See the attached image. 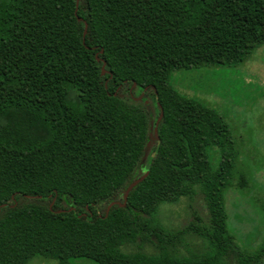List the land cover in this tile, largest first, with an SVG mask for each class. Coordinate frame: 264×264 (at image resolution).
Listing matches in <instances>:
<instances>
[{
    "label": "trees",
    "instance_id": "obj_1",
    "mask_svg": "<svg viewBox=\"0 0 264 264\" xmlns=\"http://www.w3.org/2000/svg\"><path fill=\"white\" fill-rule=\"evenodd\" d=\"M263 46L264 0H0V264H264L229 228L243 144L183 92L210 86L173 85ZM198 197L206 219L165 227Z\"/></svg>",
    "mask_w": 264,
    "mask_h": 264
},
{
    "label": "rangeland",
    "instance_id": "obj_2",
    "mask_svg": "<svg viewBox=\"0 0 264 264\" xmlns=\"http://www.w3.org/2000/svg\"><path fill=\"white\" fill-rule=\"evenodd\" d=\"M173 85L179 91L186 87L199 90L210 86L211 95H201L191 89L183 92L217 106L221 114L227 115L235 137L244 146L242 164L249 172L250 186L244 190L230 189L226 194V209L230 213L229 228L236 244L242 251L254 252L264 238V98L258 100L264 96V46L242 68L222 69L207 77L196 71L176 73ZM151 105L154 108V103ZM193 212L206 219L207 209L201 197L194 202L186 200L178 206H164L161 220L169 230H181L194 220ZM194 242L199 243V240L194 239ZM50 263L57 264L55 261ZM31 264L49 263L38 260Z\"/></svg>",
    "mask_w": 264,
    "mask_h": 264
},
{
    "label": "water",
    "instance_id": "obj_3",
    "mask_svg": "<svg viewBox=\"0 0 264 264\" xmlns=\"http://www.w3.org/2000/svg\"><path fill=\"white\" fill-rule=\"evenodd\" d=\"M78 2H79V0H78ZM86 32H87V27H86V30H85V34H86ZM103 70H105V69L103 68ZM162 118H163V114H161V116L159 117V119H158V121H157V126H156L155 131H154L156 137H157V135H158V126H159L160 122L162 121ZM149 146H150V144H149ZM143 180H144V177H143V178H140V179H138V180H136L135 182H133V183L129 186V188L127 189L126 194H125V200H127L128 196H129V194H130V192H131V191H132V190H133V189H134L139 183H141Z\"/></svg>",
    "mask_w": 264,
    "mask_h": 264
}]
</instances>
